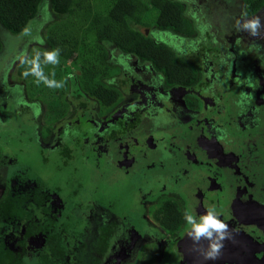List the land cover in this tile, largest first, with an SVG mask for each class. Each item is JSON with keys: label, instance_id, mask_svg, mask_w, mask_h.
<instances>
[{"label": "rangeland", "instance_id": "obj_1", "mask_svg": "<svg viewBox=\"0 0 264 264\" xmlns=\"http://www.w3.org/2000/svg\"><path fill=\"white\" fill-rule=\"evenodd\" d=\"M105 1L91 0L93 7H101L106 4ZM183 2L188 8H190L191 3L194 4L189 12L196 24V38L202 35L201 37L204 39L206 46L211 48L208 54H201L198 57L204 72V80L208 81V84L206 83V86L201 88L202 93H199L203 96L202 100L194 99L196 101L194 102L195 109L198 113L192 111L193 115H190L191 113L187 108L179 106L183 101L180 90H176V98L170 94L164 95L160 90H157L158 99L152 101L155 102V105H159L157 102H160L161 105L159 106L163 107V110L168 109L167 111L172 117H168L165 112L155 114L151 110L152 114L149 116L152 121L150 120L142 127L136 128L134 133L139 138L143 134L152 131V124L160 128L164 126L168 135V143L172 144L168 147L170 153L166 148V142H164L167 135L163 134L160 137L155 136V139L162 141L158 145L160 148L164 147L165 151L158 153L157 149H154L155 153L148 152L147 157L143 158L138 166L130 164L129 167L131 168L128 170L127 168L117 170L108 168V172H103L105 169L97 168L99 171L87 170L83 174V167L80 171L74 165H71L70 170L73 174L65 176H74L76 183L85 181L86 185H92V189L95 190L94 194L81 195L79 192L74 196V198L76 197L74 200L80 205L81 215L84 216L83 218L79 217L80 220L77 221L78 217L72 212L68 222L71 223L76 220L83 230H88L89 225L95 222V216L98 213L102 227L112 224L111 234L116 246L113 245V240L111 242L110 238L109 244L112 243L113 250H111V247L108 248L104 255L111 253L106 258L99 256V259H103V264H124L125 262L126 264H147L143 259L153 255L154 252L158 253V250L154 248L153 241L156 244L160 240L159 236L161 234L158 235L156 229L146 227V235L150 238H146V235L144 238L143 235V239L140 241L139 237L142 236L140 228L131 223L129 220L131 217L128 216L129 219H127V214L132 210H137L136 215L138 218H141V212L144 210L149 214L148 208L151 207V202L156 200L155 198L158 196L176 197L180 203L187 204L189 209L193 208L190 194H193L196 186L185 176H187V172L192 171L189 175L199 177H210L212 175L216 177L213 175L216 168L208 159V157L213 158L214 154H216L215 158L223 157L230 164V171L226 169V174H229V172L237 174L245 181L249 179V182L257 179L259 185L264 188V27L259 30V34L256 36H252L247 31L237 27V20L242 21L245 19L242 17L240 0H183ZM153 9L150 7L149 15L151 17L154 14ZM257 16L260 17L262 25H264V11ZM49 17L50 9L45 3L44 9L38 14L37 19L34 18L28 23L29 25H27L24 33L12 34L0 22V39L2 42L0 52V115L6 117L3 127L19 135L17 138L2 139L3 143L0 141V146L4 144L1 148L3 152L0 154V189L9 186L11 175L25 167H28L29 172L34 176H43L52 184L53 178L62 175L53 172L50 168L53 165L48 162L45 163L37 156L36 137L39 135L38 130H34L33 133L30 132V134H22V128L25 126L27 128V125L14 112H11L14 121H9L11 120L9 114L11 109L8 106H13V102L18 101V92L21 90L27 91V96L39 98L44 102L46 96L42 95L39 90H45L48 87L45 85L47 79L51 82L53 80L54 84L59 85L56 97L68 103L72 109V101L69 100V96L67 97L70 85L73 83L83 86V75L89 65L95 66L99 76L104 74L106 78L116 75L122 76L125 68L131 72L134 71L145 82H151V84L158 86L162 81L161 76L155 73L148 64L143 63L144 65H142L141 62H138L135 65L134 58L116 51L109 52L110 57L118 64L113 68L100 64L92 57V51L89 49L84 51L81 47L77 49L74 58L71 59L60 57L51 51L48 52L49 59L47 58L45 61L33 59L34 49H38V47L42 49L44 46L43 44L34 45L35 42L31 39L32 35L34 33L40 34L36 41L43 38L47 29L45 21ZM60 23L61 21H57L55 24H51V29H60L61 27L58 28ZM32 24L34 25L31 28L30 25ZM209 26L212 27L209 28ZM33 29H35L34 32H32ZM209 29L211 32L208 37L206 31ZM151 33L154 34L153 31ZM88 37L91 41V37ZM177 37H167L168 43L173 45L175 42L180 41V37ZM155 38L159 39L158 37ZM183 54L185 55L186 51ZM210 55H214L218 66L209 57ZM22 65L28 66V74L24 71L21 75L20 71L24 70ZM72 74L76 75L74 82L70 80ZM61 87H65V92L59 91ZM138 89V87H133V89L124 88L120 91L122 97L119 104L106 110L99 109L100 116H96V119L94 117L92 120L90 117L92 125L88 126L86 137L89 136L91 139L94 137V135L91 136L93 128L98 130L108 128L105 124L108 116L110 117L122 105L128 107L140 99ZM141 90L143 91V88ZM154 92L156 91L154 90ZM177 95H180V97ZM170 104H172L171 107H169ZM155 105L152 109L157 108ZM123 114L124 112H121L120 117H123ZM118 115L111 122L108 121L110 127L112 125L116 126L115 118ZM7 117L9 118L7 119ZM199 118H201V121L197 122ZM26 119L28 120V118ZM166 121L169 124L174 123V127L171 129L170 126L167 127ZM42 123H44V120ZM179 124L182 126L178 127ZM44 125H42L41 132L48 134V130L45 128L46 125ZM209 130L214 135L209 134ZM106 133L105 131L102 136L106 137ZM170 134L175 135V137H170ZM177 134L179 139H177ZM51 135L52 131L47 137ZM149 137L153 138L152 135ZM197 140L200 141L204 152L202 149L194 147V142ZM187 152H195L197 156H201V163L203 161V164L192 163L189 159L187 160ZM205 157L206 159L202 160ZM109 158L116 165L114 156L108 157L105 153H101L102 163H106ZM88 160L87 164H83V169L90 166ZM98 160L97 158L96 161ZM91 161L94 162L92 159ZM122 163L128 164L129 162L122 161ZM81 165L78 164V167ZM197 171L204 173V175H193ZM176 173L182 176L180 182L174 180V174ZM164 180H167V182H165L163 185L165 187L162 189L160 182ZM70 182V188L67 189L66 195L60 194L61 197L63 195L64 198L71 196L74 187H77L74 182ZM94 199L100 202L103 209L95 203ZM223 202L226 201L223 199ZM218 207L219 205L215 206L216 209ZM33 210L37 220L38 218L44 220L39 209ZM89 219L91 222H89ZM18 226L17 224L12 227L0 223V234L2 233L4 240L13 243L14 235L18 234L15 230ZM136 227L138 228L136 232L130 231V229ZM97 232V230H90L87 234L88 241L91 240L92 245L97 242ZM241 236H244L243 239L238 238L236 241L241 240L243 243L248 241L247 246L250 248L252 240L249 238V234L238 232L237 237ZM65 237L62 240L65 241V254L56 256V250L52 251V248L56 247L58 239L56 242L43 237V239L33 238L32 243L29 242L27 256L36 251L35 262L38 264L72 263L80 255L81 250L78 249L80 248L79 239L72 234H67ZM182 241H184V238L181 239V244ZM141 242L144 244H140ZM206 243V241H201L202 245H206ZM223 244L233 246L232 241ZM96 251H90L89 259H92L93 255L94 257L98 256ZM166 251L170 252L169 249H166ZM182 252L185 255L184 249ZM166 256L164 264H177L176 261L171 260L174 259L173 257H168L170 256L169 253Z\"/></svg>", "mask_w": 264, "mask_h": 264}, {"label": "trees", "instance_id": "obj_2", "mask_svg": "<svg viewBox=\"0 0 264 264\" xmlns=\"http://www.w3.org/2000/svg\"><path fill=\"white\" fill-rule=\"evenodd\" d=\"M240 1L243 18L254 17L264 9V0ZM105 2L106 4L101 7H93L91 0H0V22L12 34L24 33L28 23L34 18L37 19L47 3L50 17L45 21L46 32L42 39L36 41L40 34L35 33L31 38L35 42L34 45L43 44L44 47L34 49L33 59L45 61L50 57L49 51L60 57L71 59L81 47L84 51L86 49L92 51V57L100 64L113 68L118 64L110 57L109 52H120L131 58L134 56L139 62H147L159 72L165 87H185L187 89L185 99L189 103L188 106L193 107L190 101H193L194 91L206 86L207 83L198 57L201 54H208L211 49L206 46L202 35L196 38V24L189 12L194 4L191 3L188 8L183 0H106ZM150 7L154 8V17L149 15ZM57 21H61L58 27L61 28L52 30L51 24ZM33 25L30 27L32 28ZM210 32V29L206 31L208 37ZM88 36L91 37V41ZM174 36H179L181 40L170 45L167 37ZM1 50L0 39V52ZM184 51H186L185 55ZM22 68L24 70L20 71L21 75L24 71L28 74V66L22 65ZM87 68L83 75V86L73 83L70 85L67 97L69 96V100L72 101V109L68 103L56 97L59 85L48 79L45 83L48 87L45 90H39L46 96L44 102L39 98L27 96V91L21 90L17 93L18 101L13 102V106H8L12 110L9 112L11 119L9 121H14L11 114L14 112L27 125L28 129L26 126L22 128V134H30L38 130L37 156L45 163L52 164L50 168L53 172L62 175L53 178L52 184L43 176H34L29 172V168L25 167L11 175L9 186L0 189V223L12 227L18 224L19 226L15 229L18 234L14 235V239L20 238L19 243L15 241L11 243L4 240L2 233L0 234V264H38L35 262L36 251L27 256L26 238L32 236L46 237L54 241L58 239L52 251L55 249V255L61 256L65 254V241L62 240L67 234L77 236L79 239L81 250L79 259H89L90 253L88 248L86 250V247H90L89 239L85 229L83 230L77 222L80 220L79 217L83 218L84 215H81L80 205L74 200L76 198L74 196L79 192L81 195L94 194L95 190L92 189V185H86L85 181L76 183L74 176L65 177L73 174L70 166L74 165L81 171V168H84L83 164H87V160L90 159L88 160L90 166L82 168L84 174L87 170L99 171L97 168L108 172V168L115 170L127 168L128 170L131 165H140L143 154L140 151L141 147L137 146L139 142L134 130L151 120L147 109L142 111L141 107H137L130 112L129 116H126L125 110L128 107L124 105L125 109L122 105L120 110L124 114L123 117L115 118L116 126L110 127L111 125L108 124L110 118L105 121L108 128L105 130L93 128L91 136L94 135V137L92 139L89 136L86 137L88 126L92 125L89 118L93 120L94 117L95 119L96 116L99 117V109L106 110L119 104L122 97L120 91L124 88L130 89L137 79L133 81L134 76L130 72L122 76L106 78L104 74L99 76L95 66L89 65ZM75 77L74 74L70 75V80L74 82ZM59 91L65 92V87H61ZM158 112L160 111L157 110L155 114ZM144 115H148V118ZM0 116V141L9 137L17 138L19 136L17 133L3 127L6 117ZM43 120L44 123H42ZM44 124L48 134L41 132ZM93 125L95 126L94 123ZM166 125L170 126V129L174 127V123L169 124L167 121ZM151 127H153L152 131L150 130L151 133L156 136L159 131L165 132V129L161 130L157 125L152 124ZM50 131L52 135L47 137ZM105 131L106 137H103L102 134ZM125 143L132 144L133 151H136L133 160L128 161L121 156L126 151L123 147ZM3 145L0 146V154L3 152L1 149ZM128 151H126L127 154ZM101 153H105L108 157L114 156L116 165L110 158L106 163H102ZM97 158L98 161H96ZM122 161L129 163L124 164ZM78 164L82 165L78 167ZM69 182H74L77 187H74L71 196L64 198L67 189L70 188ZM60 194L64 195L61 197ZM94 201L103 209L99 201L96 199ZM150 208L153 219L160 226L168 227L170 232L178 231L180 225H183L186 211L178 198L156 197L155 203ZM33 209H39L44 220L39 218L37 220ZM72 212L78 218L77 221L70 223L68 218ZM133 212L131 211L130 214L132 215ZM137 213L135 211L133 215ZM141 218L147 221L143 213ZM89 222H91L90 219ZM91 224L93 226L95 222ZM94 230L98 233L97 242L93 246L99 255L104 254L109 248L108 237L112 231V224L106 227L100 224V227ZM99 255L97 257L93 255L92 259H95L93 264H97ZM152 256H154L153 259H157V255H150Z\"/></svg>", "mask_w": 264, "mask_h": 264}, {"label": "flooded vegetation", "instance_id": "obj_3", "mask_svg": "<svg viewBox=\"0 0 264 264\" xmlns=\"http://www.w3.org/2000/svg\"><path fill=\"white\" fill-rule=\"evenodd\" d=\"M263 11H264V9L258 15H260ZM211 27L209 26V28H211ZM210 56L212 59H215L214 55H210ZM133 58H134L135 65L138 64L139 60L136 59L134 56H133ZM143 63H145V62H141L140 64L144 65ZM146 64H147V62H146ZM215 65L218 66L217 60L215 61ZM149 66L151 67V65H149ZM123 70H124L123 75L126 74L127 72L128 73L130 72L135 77V79H134V77H132V80L135 81L137 79V82H135L133 84V86H131L130 89H133V87L134 88L138 87L139 88L138 91L140 93L139 94L140 99L135 101V103L132 104L131 106H128V108L126 107L128 110V111L125 110L127 116L130 115V112L132 110H136L137 107H141L142 111L148 108L147 110H149V112H148L149 114H152L151 110L154 113H156L158 110L162 113L165 112L166 115H168V117L171 118L172 116L167 111L168 109L163 110L162 109L163 107L159 106V105H161L160 102H157V103H159V105H155V102L152 101L154 99L155 100L158 99L157 98V90H160L162 92V94H164V95L170 94L173 97H175L176 90H180L182 93L181 95H182L183 101L179 106H182V107L184 106L185 108H187L189 110V112L191 113L190 115H193L192 111H194L195 113H198L197 109H195L194 102H196V101H194V99L195 100H198V99L202 100L203 96L199 95V93H202L201 89L194 91L195 94H193V95H195V96L192 97L193 101H190V104L193 103V107H191V106H188L189 103L185 99V95L187 92V89L185 87H183V86H181V87H170V88L165 87V85L163 84L162 81L160 82V85L157 86L156 84H151V82H149V83L145 82L142 78H139V76L134 71L131 72L129 69H125V68ZM154 72L157 73L159 76H161V74L159 72H157L155 70H154ZM202 72H203V70H202ZM203 75H204V72H203ZM161 78H162V76H161ZM205 82H207V84H208V81L206 79H205ZM145 83H148V84H145ZM154 85L156 88L154 87ZM141 88H143L144 92L141 90ZM154 90L156 92H154ZM149 91H150V93H148ZM147 94H148V97H147ZM177 96L180 97V95H177ZM177 103H179V102H177ZM154 105L157 106V108L152 109V107ZM171 106H172V104L169 105V107H171ZM120 109H121V107H120ZM120 109L115 110L110 117L108 116L107 119L111 118V120H113V118L118 114H119L118 116H120V113L122 112ZM144 117L148 118V115H144ZM111 120H110V122H111ZM200 121H201V118L197 119V122H200ZM204 121H207V120H204ZM181 126L182 125L179 124L178 127H181ZM163 129H166V128L164 126H161V130H163ZM163 134L165 136L167 135L166 130H165V132L159 131V133H157V136L151 132H148L146 134H143L139 138L137 137L138 138L137 141L139 142V144L137 146H140L142 149V150H140L143 154L142 160H143V158L147 157V154L150 151H152L154 153L156 151L158 153H162L165 151L164 147L160 148L158 145L162 141H158L157 139H155V136L160 137ZM209 134L214 135V133L211 131ZM150 135H152L153 138L149 137ZM215 135H217V134H215ZM170 137L174 138L175 135L170 134ZM177 139H179L178 134H177ZM164 142H166L165 145H166V148L169 152L170 150L168 149V147L171 146L172 144L168 143V135L165 138ZM110 143L113 145L115 144L112 142H110ZM115 147H117V146L115 145ZM123 147L126 148V151H128V150L129 151H128V154L126 153V151H124V152L122 151L123 153L121 156H124V159H128V161L133 160V156L135 157L134 152H136V151H133L132 144L125 143ZM194 147L197 149H202V151L204 152V148L202 147L199 140L194 142ZM154 149H157V150L155 151ZM221 153L224 154L223 152H221ZM215 156H216V154L213 155V158H210L208 156H206V157H208L210 162L213 164L214 168H216L213 171V175L216 176L217 178L213 177L212 175H210V177L209 176H203V177L202 176L201 177L192 176V175H189L192 173V171L187 172V176H185V177H187L188 180L190 179L191 183L194 186H196V189L193 190L195 193L193 192V194H190V197L192 198L191 206L193 208L189 209L187 204L186 205L184 203H182V204L185 207L186 214H191L193 216H198L201 213H203L205 209L219 205V207L216 210L221 214L222 220H224L226 222V224L228 223L227 224L228 231H227L226 237L223 240V243L224 242L227 243V242L232 241L233 246L223 244V247L221 248L220 253L215 260L205 261L203 259V257L198 252H196L192 249V241L186 235V232L188 230V226L185 224V219L183 221V225H180L181 226L180 229H178V231H175L172 233L169 231L168 227L160 226L153 219L152 214H150L151 208H148L149 214L146 213L145 210L141 212L147 218V221L143 220L142 218H138L137 215L134 216L133 214L135 213V211L131 215L130 214L131 211H130L127 214V219H129L128 216L131 217V219H129L131 221V223L140 228V231L142 233V236L139 237L140 241L143 239V235L145 238L146 231H147L146 227L156 229L158 232V235L161 234L159 236L160 240L157 241V243H156L157 245L155 244V241H153L154 248H156L158 250L157 254L153 251L154 254L157 255V259H153L154 256H152V257L147 256L145 259H143L147 264H164V259L167 258V256H166L167 253H169V255H170L168 257H170V258L173 257L174 259H171V260L176 261L177 264H264V188L259 185L260 183L258 182L257 179H255V181L249 182V179L247 181H245L241 176H239L237 174H233L231 172H229V174H226L225 173L226 169H228L230 171V164L223 157L215 158ZM200 157L201 156H197L195 152H187L186 153V159L187 160L189 159L192 163H199L200 164L201 163ZM206 157L203 158L202 160H205ZM194 160H196V161H194ZM201 164H203V161ZM194 173L195 174H193V175H204V173L199 172V171L194 172ZM174 180H175V182H180L182 180V176H180L178 173H176V174H174ZM165 182H167V180L160 182V187H162V189H164V187H165V186H163L165 184ZM158 197H161V196H158ZM223 199L226 202H223ZM154 203H155V200H153L151 202V204H154ZM218 209H220V210H218ZM139 211H141V210H139ZM99 220L100 219H99V216L97 213L95 216V224L93 226H92V224H90L89 229L85 230V234H88V232L90 230L94 231L95 228L100 227V221ZM137 229H138L137 227L132 228V229H130V231L136 232ZM238 232L249 234V236H250L249 238L252 240L250 248L247 246L248 241L244 242V243L241 242V240L236 241V239H238V238L243 239V237H244V236L237 237ZM152 237H155V236H152ZM33 238L38 239V238H42V237L41 236H39V237L38 236H35V237L32 236V237L26 238V246L27 247L29 245V242L32 243ZM108 238H109L108 241L111 238V242H112L113 235L110 233ZM146 238H150V237H148V235H146ZM182 238H184V241H182V244H181ZM19 240H20V238L14 239V241L16 243H19ZM88 243H90V245H89L90 247H86V250L88 248V251L90 253V251L91 250L94 251L95 248L91 244V240ZM140 244H144V243L141 242ZM113 245H115L114 240H113ZM185 245H186V247H185ZM110 247H111V250H113L112 243L109 244V248ZM166 249H169L170 252L166 251ZM183 249H184L185 255H183V252H182ZM115 251H116V249H115ZM96 253H98V252L96 251ZM110 253H108V254H110ZM108 254L107 255H104V254L99 255L98 254V255L106 258L108 256ZM160 254H162L161 257H160ZM159 257H160V259H159ZM94 260L95 259H79V257H77V259H74V261L72 263L68 262L66 264H93ZM97 264H103V259H98ZM124 264H126V262Z\"/></svg>", "mask_w": 264, "mask_h": 264}, {"label": "clouds", "instance_id": "obj_4", "mask_svg": "<svg viewBox=\"0 0 264 264\" xmlns=\"http://www.w3.org/2000/svg\"><path fill=\"white\" fill-rule=\"evenodd\" d=\"M236 23L239 29L247 31L252 36L258 35L259 30L264 27L259 16L237 20ZM220 216L215 207H210L198 216L186 214L184 217L188 226L186 235L192 241V249L205 261L215 260L223 247L228 226ZM201 241H206V245H202Z\"/></svg>", "mask_w": 264, "mask_h": 264}]
</instances>
